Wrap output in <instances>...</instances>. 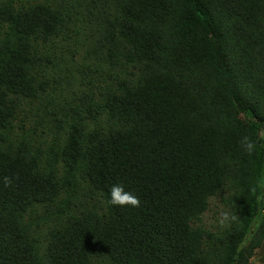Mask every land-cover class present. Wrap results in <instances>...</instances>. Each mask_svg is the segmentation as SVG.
<instances>
[{
    "label": "trees",
    "instance_id": "obj_1",
    "mask_svg": "<svg viewBox=\"0 0 264 264\" xmlns=\"http://www.w3.org/2000/svg\"><path fill=\"white\" fill-rule=\"evenodd\" d=\"M219 196L236 219L207 227ZM263 248L264 0H0V264Z\"/></svg>",
    "mask_w": 264,
    "mask_h": 264
},
{
    "label": "clouds",
    "instance_id": "obj_2",
    "mask_svg": "<svg viewBox=\"0 0 264 264\" xmlns=\"http://www.w3.org/2000/svg\"><path fill=\"white\" fill-rule=\"evenodd\" d=\"M49 49L44 51L41 50L42 55L46 58V63L48 65L56 64L53 60L52 48L48 46ZM50 51V52H49ZM40 52V50H39ZM49 52V53H48ZM49 70H53V67H50ZM53 72V71H52ZM239 146L241 150L248 154L249 156L253 155L257 149V143L249 135H243L239 139ZM6 184H11L10 178H5ZM109 203L113 206H139L140 200L133 192L128 191L126 186L121 183L113 184L109 190ZM236 217L230 215L227 211L222 212V219L219 220L221 225H225L229 220H235Z\"/></svg>",
    "mask_w": 264,
    "mask_h": 264
},
{
    "label": "rangeland",
    "instance_id": "obj_3",
    "mask_svg": "<svg viewBox=\"0 0 264 264\" xmlns=\"http://www.w3.org/2000/svg\"><path fill=\"white\" fill-rule=\"evenodd\" d=\"M53 53V57L57 58V61L61 63V56L63 55L64 57L68 58L67 53H62L60 54L59 52H54L51 50ZM50 52V51H49ZM48 52V53H49ZM65 65V64H62ZM76 75H79L78 72L75 71ZM227 211V209L224 207V204L222 202V199L219 197L212 198L211 200V206L210 210L206 212L203 216V223L207 227H216V225H219V220L222 219V212ZM264 248L261 250H258L254 259H252L253 264H264Z\"/></svg>",
    "mask_w": 264,
    "mask_h": 264
}]
</instances>
